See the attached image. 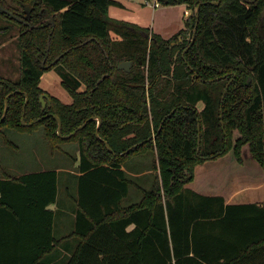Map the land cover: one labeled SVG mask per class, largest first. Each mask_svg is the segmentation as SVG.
<instances>
[{
    "label": "trees",
    "instance_id": "trees-1",
    "mask_svg": "<svg viewBox=\"0 0 264 264\" xmlns=\"http://www.w3.org/2000/svg\"><path fill=\"white\" fill-rule=\"evenodd\" d=\"M155 2L187 4L185 27L166 38L114 18L117 0H0L19 26L21 69L0 75V138L41 127L78 150L69 202L58 167L0 175V264H264V202L227 203L188 186L208 160L233 150L243 162L245 145L264 168V0ZM198 5L184 54L192 40L179 38L195 28ZM125 60L129 71L118 67ZM55 68L72 101L48 94L44 106L41 79ZM57 116L72 136L58 134ZM146 153L149 187L124 167ZM132 187L141 195L124 203ZM68 208L75 226L59 233Z\"/></svg>",
    "mask_w": 264,
    "mask_h": 264
},
{
    "label": "rangeland",
    "instance_id": "rangeland-1",
    "mask_svg": "<svg viewBox=\"0 0 264 264\" xmlns=\"http://www.w3.org/2000/svg\"><path fill=\"white\" fill-rule=\"evenodd\" d=\"M120 1L123 5L110 6V16L138 23L139 25L148 27L153 31L160 33L166 38L173 36L176 32H179L180 29L185 27V5H163L156 3L155 0ZM190 12L192 13V9ZM194 29H189L184 36H180L179 40L183 41L182 37H185L186 41H191L194 36ZM18 36L19 26L17 23L0 14L1 76L16 79L20 75V49ZM113 36L116 38L118 37L115 33ZM188 46H186V48ZM185 52L186 51L184 50L183 53L185 54ZM63 79L64 76L60 69L55 68L49 70L44 73L41 79V87L46 90L49 95H55L63 101L68 98V100L72 101L71 95L61 83ZM84 88V85L80 87L81 90ZM202 106L203 103H199V108ZM4 133L5 137L0 138V175L7 173L16 176L25 172L58 167L59 194L61 198L64 197V199L67 200L66 202H69L70 200L66 197H69L72 192L76 190L74 187H68L66 184V180L71 177L69 170L73 168V159L78 154L76 142L69 140L60 142L49 140L45 137L44 130L41 127L32 130L7 129ZM235 135V137H238L239 133H236ZM245 150L246 162L244 164L243 159V162L240 163H243L245 167H252L254 165L259 166L249 155L250 153L248 154L247 149ZM227 154L230 159L226 161V164L219 167L218 171L216 170L219 176L213 171L207 174L210 179L208 180V183L211 184L214 182L213 187H219L220 185V187L226 189V182L230 179L228 178L230 172L240 168V166L237 165L238 160L236 159L233 150ZM221 158L211 159L210 161L217 164L215 161H220ZM152 163L153 160L150 153L135 155L127 162V165H130L132 169H135L137 172L146 171L142 176L135 178L137 183L144 187H149L153 182L155 174L152 169ZM236 173L239 174L237 171ZM252 173L254 174L255 172L253 171ZM217 181H220V183H216ZM140 195V191L137 188L132 187L130 194L124 199V203L135 201Z\"/></svg>",
    "mask_w": 264,
    "mask_h": 264
},
{
    "label": "crops",
    "instance_id": "crops-1",
    "mask_svg": "<svg viewBox=\"0 0 264 264\" xmlns=\"http://www.w3.org/2000/svg\"><path fill=\"white\" fill-rule=\"evenodd\" d=\"M117 1L120 2L121 5H123V3L120 0H117ZM182 5L186 6L185 11H184V14L186 15L184 16V20H185V17H187L191 13L190 12L191 9L185 3H183ZM109 11H110V8H109ZM68 99L67 100L65 99V102H68V103L71 102ZM236 133H239V132L236 131ZM245 149H247L248 154L250 153L248 145H245L244 150H243V159H244L243 163L244 164L246 162L245 160L246 150ZM249 155L252 157L251 153ZM228 159H230V157L227 154V155L222 156L220 161H215L217 164H214V162L208 160L204 164L198 165L196 167L195 179L194 181L190 182L188 186L204 194H210V195L221 194L225 197L227 203H235V204L257 203L259 205L263 204L264 202V168L254 158H253L254 161L259 166L254 165L252 167H248V166L245 167L243 163H240L236 160L237 165H239L240 168L238 170L235 169V171L232 170V172H230V175L228 177L230 179L226 182L227 184L226 189H223L222 187H220V185L219 187H213L214 182L211 184L208 183V180L210 179L208 178L207 174L213 171V172H216L217 175L219 176L217 172L219 170V167L223 166V164H226V161ZM124 167L135 178L142 176L143 173L146 172V171L137 172L135 169H132V167L130 166L124 165ZM57 170H59V168H57ZM69 171L73 172L72 169H70ZM236 171L239 174H237ZM253 171L255 172L254 174L252 173ZM216 183H220V181L219 182L217 181ZM51 207L56 209L57 204L56 203L52 204ZM66 212H67V215L61 217V219L58 220L57 225H55V228H56V231H58L59 233L69 234L75 226L74 213L71 212L70 208H68Z\"/></svg>",
    "mask_w": 264,
    "mask_h": 264
},
{
    "label": "water",
    "instance_id": "water-1",
    "mask_svg": "<svg viewBox=\"0 0 264 264\" xmlns=\"http://www.w3.org/2000/svg\"><path fill=\"white\" fill-rule=\"evenodd\" d=\"M219 1H220V0H218V2H219ZM262 17L264 18V9H263V12H262ZM199 18H200V5L197 6V21H196V26H195V29H194V36H193V39H192L191 44L185 49V51H187V50L191 47V45L194 43V41H195V34H196V32H197ZM131 66H132V61H131V60H125V61H122V62L119 64L118 67L121 68V69H125V70L129 71V70L131 69ZM216 79H217V78H216ZM45 98H48V99H49V95H48V93H46V92L42 93L41 96H40V99H41V101L43 102V105H44V106L46 105ZM28 101H29V98H28V96H27V98H26V102H25V104H24V112H23V117H22V123H23V124H26L25 119H24V116H25V108H26V105H27ZM49 101H50V99H49ZM7 111H8V99L6 100V106H5V110H4V113H3L2 119H4V117L6 116ZM49 115H51V113H49ZM94 118H95V116H94V117H91L90 120H92V119H94ZM57 119H58V123H59V125H58V134H59V135L65 137V138H68V137L72 136V135L75 133L76 130H75L74 132L68 134V135H63V134H62V120H61V118L58 117V116H57ZM97 119H98V126H97V130H96V135L99 136V129H100V126H101V118H100V117H97ZM86 123H87V122H84L82 125H80V126L78 127V129L84 127V126L86 125ZM161 128H162V127H161ZM161 128H160V129H161ZM200 130H201V126L199 125V131H200ZM153 137H155V135H154ZM199 140H200V139H199ZM104 141H105V143H106L108 149H109L111 152H114V150H113V148L111 147V145H110L106 140H104Z\"/></svg>",
    "mask_w": 264,
    "mask_h": 264
}]
</instances>
